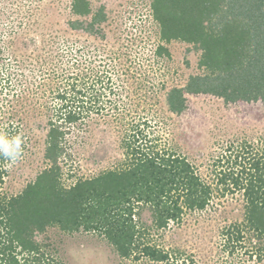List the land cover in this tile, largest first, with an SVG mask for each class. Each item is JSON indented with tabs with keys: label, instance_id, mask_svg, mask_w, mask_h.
Segmentation results:
<instances>
[{
	"label": "rangeland",
	"instance_id": "rangeland-1",
	"mask_svg": "<svg viewBox=\"0 0 264 264\" xmlns=\"http://www.w3.org/2000/svg\"><path fill=\"white\" fill-rule=\"evenodd\" d=\"M72 1L0 0V71L10 73L11 79L0 81V132L13 124L26 144L19 161L7 165L3 190L21 192L46 167L48 120L60 103L56 92L74 82L76 90L90 93L86 96L95 104L88 109L84 94H72L79 106L82 98L88 102L85 108L90 113L67 136L72 157L62 162L65 185L123 165V137L137 122L147 120L146 133L188 158L215 188L205 209L187 210L180 222H170L164 229L152 226L150 213L143 212L150 241L182 254V259L193 258L194 264H264V252L258 251L263 243L244 221L242 192L218 190L217 171L222 167L215 163L230 151L234 157L241 147L264 152L263 103L186 94L187 108L172 112L168 91L205 73L199 65L201 49L179 39L163 41L152 0H89L93 12L104 7L107 17L93 34L71 27V21L81 19L72 12ZM160 44L170 55L157 56ZM98 77L102 82L96 83ZM238 226L242 238L229 242V232ZM38 239L63 264H155L146 258H121L93 231L52 227Z\"/></svg>",
	"mask_w": 264,
	"mask_h": 264
},
{
	"label": "trees",
	"instance_id": "trees-1",
	"mask_svg": "<svg viewBox=\"0 0 264 264\" xmlns=\"http://www.w3.org/2000/svg\"><path fill=\"white\" fill-rule=\"evenodd\" d=\"M71 9L81 17L71 21V27L91 34L99 32L107 18L104 7L93 12L89 0H73ZM152 10L163 41L183 40L202 51L199 65L205 73L190 76L185 86L167 93L172 112L180 114L187 108L186 94H212L225 102L261 101L264 105V0H152ZM156 54L170 55L164 44L158 45ZM10 80V73L1 70V83ZM67 89H57L55 98L60 103L48 120L47 165L21 192L3 190L9 162L0 158V264H63L38 239L52 227L96 232L123 259L194 264L193 258L182 259V254L152 243L142 214L148 211L152 226L164 229L170 222H180L187 210L205 209L214 196L213 184L188 158L146 133L144 120L123 137V165L65 185L62 162L72 157L67 136L89 117L85 105L89 102L91 109V102L95 104L86 96L90 93L76 90L74 82ZM72 94H84L88 102L82 98L79 106ZM14 127L6 124L0 133L17 135ZM230 154L215 161L222 167L217 171L216 186L223 193L242 192L244 221L263 243L258 251L264 252V152L241 147L234 157ZM241 232L239 226L229 232V242L242 238Z\"/></svg>",
	"mask_w": 264,
	"mask_h": 264
},
{
	"label": "clouds",
	"instance_id": "clouds-1",
	"mask_svg": "<svg viewBox=\"0 0 264 264\" xmlns=\"http://www.w3.org/2000/svg\"><path fill=\"white\" fill-rule=\"evenodd\" d=\"M24 151V140L19 134H0V158L15 164L19 161Z\"/></svg>",
	"mask_w": 264,
	"mask_h": 264
}]
</instances>
